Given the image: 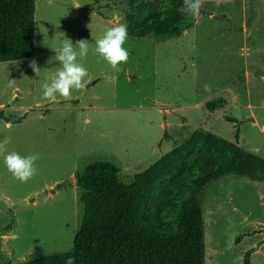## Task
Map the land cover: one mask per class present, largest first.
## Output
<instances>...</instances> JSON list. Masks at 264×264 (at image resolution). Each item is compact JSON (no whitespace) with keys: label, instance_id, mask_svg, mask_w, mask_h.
I'll use <instances>...</instances> for the list:
<instances>
[{"label":"rangeland","instance_id":"rangeland-1","mask_svg":"<svg viewBox=\"0 0 264 264\" xmlns=\"http://www.w3.org/2000/svg\"><path fill=\"white\" fill-rule=\"evenodd\" d=\"M129 17L126 0H34L33 55L0 61V141L40 157L21 183L0 156V195L11 204L0 199V264L72 248L82 211L75 171L86 160L132 174L195 130L230 144L237 127L239 148L264 158V0H202L192 26L161 41L131 33ZM118 22L127 24L129 59L115 70L94 48ZM64 38L88 41V76L70 99L51 101L41 85L60 67L54 49ZM198 199L205 264H241L249 249L250 264H264V180L222 176L202 184Z\"/></svg>","mask_w":264,"mask_h":264},{"label":"trees","instance_id":"trees-1","mask_svg":"<svg viewBox=\"0 0 264 264\" xmlns=\"http://www.w3.org/2000/svg\"><path fill=\"white\" fill-rule=\"evenodd\" d=\"M143 1L126 0L134 35L161 41L194 22L193 14L178 11L183 0ZM33 13L34 0H0V61L33 55ZM215 105L211 101L207 108ZM238 132L237 127L228 144L221 136L195 130L132 174L121 173L113 160H86L75 171L82 211L72 248L12 264H65L69 257L74 264H205L201 185L227 175L264 180V158L242 151ZM249 256L250 249L241 264H250Z\"/></svg>","mask_w":264,"mask_h":264},{"label":"clouds","instance_id":"clouds-1","mask_svg":"<svg viewBox=\"0 0 264 264\" xmlns=\"http://www.w3.org/2000/svg\"><path fill=\"white\" fill-rule=\"evenodd\" d=\"M74 4L73 7H79ZM202 7V0H183L182 6L178 9L181 13L198 14ZM128 31L125 22H118L114 26L107 28L100 38L95 40L94 52L106 61L111 68L119 70V65L127 63L129 59L128 50L123 47L127 42ZM56 52L55 60L60 67L49 77L50 82L41 85L44 99L55 101L57 95L64 99H70L73 90L84 87L88 70L82 63L89 52V43L84 39L77 40L75 44L69 38H64ZM29 67L39 74L41 71L37 61L33 59L29 62ZM10 139L5 138L0 141V156H3L4 165L14 179L21 183H26L37 174L35 166L40 158L38 153H31L22 156L16 151H7ZM65 264H74V258L69 257Z\"/></svg>","mask_w":264,"mask_h":264},{"label":"water","instance_id":"water-1","mask_svg":"<svg viewBox=\"0 0 264 264\" xmlns=\"http://www.w3.org/2000/svg\"><path fill=\"white\" fill-rule=\"evenodd\" d=\"M91 83V81H88L87 84ZM21 117H17L15 119H12L10 120V122H16V121H19ZM0 199L3 200L6 205H7V208L9 209L11 207V204L7 202V200L5 198H3L1 195H0Z\"/></svg>","mask_w":264,"mask_h":264}]
</instances>
